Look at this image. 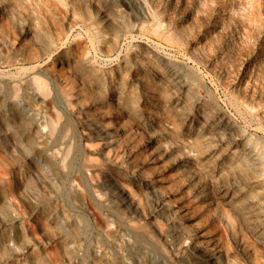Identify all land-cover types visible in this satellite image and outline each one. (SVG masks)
Listing matches in <instances>:
<instances>
[{
	"label": "rangeland",
	"instance_id": "obj_1",
	"mask_svg": "<svg viewBox=\"0 0 264 264\" xmlns=\"http://www.w3.org/2000/svg\"><path fill=\"white\" fill-rule=\"evenodd\" d=\"M0 264H264V0H0Z\"/></svg>",
	"mask_w": 264,
	"mask_h": 264
},
{
	"label": "bare ground",
	"instance_id": "obj_2",
	"mask_svg": "<svg viewBox=\"0 0 264 264\" xmlns=\"http://www.w3.org/2000/svg\"><path fill=\"white\" fill-rule=\"evenodd\" d=\"M152 148V147H151ZM159 162H154V163H152V165H157ZM166 184V183H165ZM194 195L198 198L199 196H202V193H198V192H195L194 193ZM188 210V209H187ZM187 210H185V211H187ZM184 211V212H185Z\"/></svg>",
	"mask_w": 264,
	"mask_h": 264
}]
</instances>
